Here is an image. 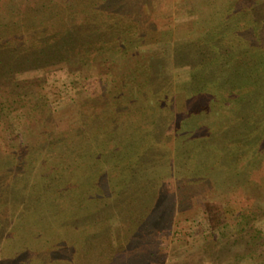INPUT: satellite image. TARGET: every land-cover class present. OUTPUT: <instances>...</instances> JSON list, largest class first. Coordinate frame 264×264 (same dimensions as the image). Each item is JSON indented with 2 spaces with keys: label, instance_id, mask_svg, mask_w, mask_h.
I'll use <instances>...</instances> for the list:
<instances>
[{
  "label": "trees",
  "instance_id": "1",
  "mask_svg": "<svg viewBox=\"0 0 264 264\" xmlns=\"http://www.w3.org/2000/svg\"><path fill=\"white\" fill-rule=\"evenodd\" d=\"M225 14L195 22L185 38L170 34L171 38L148 46L142 44L147 39L143 32L138 40L119 25L89 20L96 23L94 37L100 42L104 30L111 34L101 46H113L112 51L120 53L121 58L112 57L111 64L106 58L104 69L116 68L113 60L123 61L132 48L135 53L145 49L149 73L145 71V82L139 83L137 92L129 79L118 82L107 89L108 100L94 98L89 112H79L77 123L68 130L56 131L57 125L51 123L50 134L47 118L39 123L33 116L40 109L41 114H51L49 102L19 93L23 90L19 76L27 67L43 63L64 67L75 62V69L84 65L86 57L72 32L83 21L75 15H52L50 9L51 18L44 16L40 24L26 17L3 26L0 264H130L127 255L136 263L141 256L154 261L166 252L159 236L169 231L176 206L184 199L191 203L207 189L222 197L226 191L222 186L227 184V191L234 193L264 194L255 179L264 162V95H256L257 89L264 92V0H229ZM150 21L146 26L151 31L163 29L156 20ZM135 27L139 25L131 26V32ZM60 28L68 29L62 33ZM91 55L93 64L106 56L99 50ZM182 75L188 79L176 80ZM72 88L78 90L76 84ZM180 90L188 93L184 107L194 108L195 128L184 134L173 126L179 108L175 95ZM29 129L40 133L35 136L37 144L28 139ZM100 154L112 162L110 172L92 162L101 161ZM166 155L170 162L161 169ZM182 156L187 160V166H179L183 170L178 168ZM88 170L98 176L86 177L85 182L81 175ZM103 179L111 183L108 188ZM165 181H173L176 189L163 190ZM246 208L236 212L224 207L222 217L237 214L238 231L249 235L245 245L256 251L264 247V229L256 226L262 210L250 207L253 211L245 216ZM49 209L51 213L45 214ZM227 221L213 225L212 235L219 234L218 240L205 241L197 264H264V255L257 261L254 255L239 253L222 261L221 252L240 244L239 239L234 244L221 240ZM179 234L173 232L177 241ZM214 245L221 252L213 251Z\"/></svg>",
  "mask_w": 264,
  "mask_h": 264
},
{
  "label": "rangeland",
  "instance_id": "2",
  "mask_svg": "<svg viewBox=\"0 0 264 264\" xmlns=\"http://www.w3.org/2000/svg\"><path fill=\"white\" fill-rule=\"evenodd\" d=\"M228 3L229 0H0V25L2 24V26H0V31H2V29L4 30L3 26H12L14 22L18 21L19 23L26 17L32 18L37 24H40L41 20H48L51 18L50 9L52 15L56 12L60 16L75 15L79 20L83 21V23L79 21L77 25L80 26H75L76 28L72 32L78 37V43H80L79 48L81 50L79 52L86 57L83 58L84 65H79V68L75 69V62H73V64L68 62L67 66L64 67L55 63L53 64V62H51V65L49 63H43L41 66L27 67V69L19 76L18 85L23 89L18 91L19 93H24L33 97L35 96L38 99L44 98L39 103L45 101L49 102V105L51 106V114H48L47 111H45L47 114H41L42 109H40L39 112H34L33 116L38 117L39 123L40 119L47 118L46 131L50 134L51 123L55 122L57 125L56 131L57 129L68 130L72 125L77 123L79 112L80 114L89 112L91 106H93L94 98L101 101L103 99L108 100V97L110 96L108 95L109 93L107 89L110 88L111 90L115 84H118V82L125 84L129 79L131 82L128 81V83L133 91L136 92L139 90V83L142 84L145 82V77L147 75V73L145 74V71L148 72L149 70V63L147 61L148 55L147 53H144L147 50L142 49L141 53H135V50L132 48L133 52L129 51L128 54L124 55L123 61L118 59L113 60L115 65L118 64L116 68H111L110 71L104 69V62H107L106 60L109 59V64H111L112 57L121 58L119 56L120 53L113 52V46H101L102 43L108 42L111 34L103 29L105 33H103L104 36L102 35L103 39L100 42V37H94L96 34L95 32L98 30L96 23H94V25L91 21L88 23L89 20L94 19L96 22L100 19L104 22H111L119 25L120 27L125 28L128 34L133 35L132 33H134L138 40L143 38V35L146 34V41H143L142 43L141 40L140 44H145L146 42L148 46L152 41H161L165 38H171L170 34L173 35V38L175 36L185 38L186 36H189V31L194 29L197 25L194 24L195 22L205 21L211 17L213 18V14L217 16V18L222 17V15L230 14H225ZM240 3L242 4V1ZM42 9L46 14L41 11ZM101 14L102 17L100 16ZM44 16L47 17L45 18ZM152 19L154 21L156 20L157 24L163 28L161 31H151L150 28L146 26ZM136 25H139L140 29L135 27L136 31L133 29L131 32V26ZM67 29L68 28H60L58 31L66 33ZM141 32H143V35ZM98 36H100V34ZM140 36L142 37L140 38ZM134 40L135 39L132 38L131 42H134ZM96 43L98 46L92 45ZM97 50L106 56L93 64L89 61V58L92 57L93 55L91 54L95 53ZM120 64H122V66H120ZM74 69L75 74L78 76L76 78H74L75 74H72ZM173 71L176 72L177 69ZM108 73L110 74V77L108 76ZM71 75H73V77H71ZM183 77L184 76L182 75L181 78H175L176 80L178 79L179 82H184L188 79H183ZM112 80H114V82L110 85L109 82ZM74 84L77 85L78 90H73L72 85ZM256 91V95L263 97L264 92L261 91V88L259 91L258 89ZM18 92L16 94H18ZM187 96L188 93H185L182 90L175 95L179 108L173 118V126L180 134L187 133L195 128V120L192 115L194 108L184 107L186 99L188 98ZM55 108L57 110L56 113L54 110L52 111V109ZM33 127L34 129H38L40 124H38L37 127L36 125ZM40 130L41 129H39V131ZM38 134H40L38 130L26 131L28 139L32 141L33 144L39 142L35 137ZM194 145L195 144L192 146ZM209 155H211V153ZM106 158L108 157H103V154H100L101 161L92 160V162L101 168V171L104 170L110 172L113 164L110 161L107 162ZM180 159L181 162L178 163V168L180 165H182V167L184 165L187 166L186 158L182 156ZM162 160L164 165H160L161 169L163 166L166 167L170 162V155H166ZM81 176L85 178L83 180L86 182V177H96L98 175L95 172L88 170ZM255 179L257 183L258 180L260 181V185L264 189V162L261 171L255 173ZM103 181L105 182H103L104 188H108V183H111L104 179ZM241 183H245V180L243 179ZM163 185V190L176 189L173 181H165L163 182ZM227 185L222 186L223 191L226 190L222 197L221 195L217 196L215 192L207 189L198 192L191 203L184 199L183 204L176 206L177 213L171 227L168 229L169 231H166L159 236V243L163 245V249H166L163 256L161 255L160 258H154V261H144V256H141L142 259L137 257L136 263L135 259L131 260L132 257H129L131 255H127L128 257L125 260L127 261V259H129L130 264L131 261H133L132 264H159L163 259L165 264H197L199 255L203 252L201 248L205 245V241L211 240L210 242H213L215 241V237H217L216 240H218L219 234L216 233L215 237L212 235V232L216 227L213 228V225L224 224L226 220H228L227 223L229 227L226 228L224 236L220 239L224 244H234L236 240L239 239L240 244L231 247V252L228 251V253L227 250L224 252L218 251L219 246L214 245L213 251L221 252L222 261H227L234 257V255H236L235 253H239L242 257L254 255V258L257 261L264 258V247L261 246L260 248H257L256 251H252L250 245H245V243L249 242V235H247L248 233H240L238 231L239 228L237 226L239 219L237 218V214L230 212L229 216L222 217V210L224 207L225 209L234 208L236 212L244 207H248L245 209V216H247V213L252 210V207H257L262 210V212L257 214L260 222L258 220L259 223L256 224V226L264 229V223L262 222L264 221L263 192L262 194L256 193L254 196L252 195L250 197L249 193L238 194L233 191H227ZM230 203L233 207H230ZM254 203H256V205H253ZM229 210L231 211V209ZM206 211L209 213L207 216L204 215L206 214L204 213ZM50 213L51 210L49 209L45 214ZM249 217L251 218V223H255L252 218L253 216L251 217L250 215ZM176 230H179V232L182 233L179 234L180 241H177V239L173 237V232ZM250 230H248V232ZM49 233L50 232H48L47 235H49ZM263 242L264 241L262 240L261 243ZM260 256L263 257L260 258ZM34 257H36V255H34ZM17 263L18 262L16 261L13 264ZM127 263L129 264V262Z\"/></svg>",
  "mask_w": 264,
  "mask_h": 264
}]
</instances>
